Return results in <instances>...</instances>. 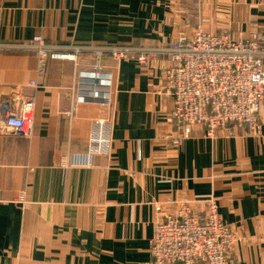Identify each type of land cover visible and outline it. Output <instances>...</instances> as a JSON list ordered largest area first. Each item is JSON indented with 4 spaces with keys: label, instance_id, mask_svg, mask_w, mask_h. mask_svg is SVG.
Wrapping results in <instances>:
<instances>
[{
    "label": "crops",
    "instance_id": "crops-1",
    "mask_svg": "<svg viewBox=\"0 0 264 264\" xmlns=\"http://www.w3.org/2000/svg\"><path fill=\"white\" fill-rule=\"evenodd\" d=\"M209 33L264 35V0H0V45L40 36L46 44L156 50ZM92 54L48 61L41 75L33 53L0 51V104L33 99L29 138L1 131L0 264H148L157 209L183 204L204 215L212 198L235 233L228 264H264V105L258 135L194 127L170 145L173 98L162 91L168 59L150 55L100 61L111 75L109 104L79 101L76 71ZM36 82V87L32 86ZM110 126L109 155L90 169L72 167L89 151L96 122Z\"/></svg>",
    "mask_w": 264,
    "mask_h": 264
},
{
    "label": "built area",
    "instance_id": "built-area-1",
    "mask_svg": "<svg viewBox=\"0 0 264 264\" xmlns=\"http://www.w3.org/2000/svg\"><path fill=\"white\" fill-rule=\"evenodd\" d=\"M200 11L201 0H194ZM0 51L33 53L41 75L48 61L76 62L83 54H92L96 65L91 71H76L79 101L109 104L111 75L102 71L103 58L130 60L135 58L145 67L150 55L168 59L162 71V91L173 98L168 116L172 133L170 145L178 148L190 137L194 127L212 138L218 131L233 133L243 130L258 135L264 105V35L251 39L233 38L228 33L212 34L200 21L190 38L181 37L176 43L156 50L130 47H93L70 43L46 44L36 36L24 44L0 45ZM36 87V82H32ZM33 99L13 95L0 104L1 131L29 138L33 126ZM110 126L96 122L89 140V151L75 155L72 167L90 169L99 156L109 155ZM204 215H196L187 204L174 214L157 209L154 234L150 241L148 264H228L238 238L224 223L217 204L210 198L205 202Z\"/></svg>",
    "mask_w": 264,
    "mask_h": 264
},
{
    "label": "rangeland",
    "instance_id": "rangeland-1",
    "mask_svg": "<svg viewBox=\"0 0 264 264\" xmlns=\"http://www.w3.org/2000/svg\"><path fill=\"white\" fill-rule=\"evenodd\" d=\"M205 29V28H204ZM206 31V30H205ZM234 133V132H233ZM233 133H231V134H233ZM248 134V133H247ZM250 135V134H249Z\"/></svg>",
    "mask_w": 264,
    "mask_h": 264
}]
</instances>
